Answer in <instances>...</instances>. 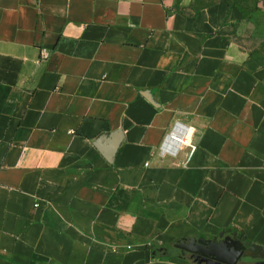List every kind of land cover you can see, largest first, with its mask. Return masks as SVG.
<instances>
[{
    "label": "crops",
    "instance_id": "obj_1",
    "mask_svg": "<svg viewBox=\"0 0 264 264\" xmlns=\"http://www.w3.org/2000/svg\"><path fill=\"white\" fill-rule=\"evenodd\" d=\"M248 24L233 0H0V264H193L171 245L223 233L264 248ZM177 126L194 154L163 150Z\"/></svg>",
    "mask_w": 264,
    "mask_h": 264
},
{
    "label": "water",
    "instance_id": "obj_2",
    "mask_svg": "<svg viewBox=\"0 0 264 264\" xmlns=\"http://www.w3.org/2000/svg\"><path fill=\"white\" fill-rule=\"evenodd\" d=\"M171 246L186 253L183 257L193 264H264V248L227 233L211 240L185 238ZM160 251L166 254L167 249Z\"/></svg>",
    "mask_w": 264,
    "mask_h": 264
},
{
    "label": "rangeland",
    "instance_id": "obj_3",
    "mask_svg": "<svg viewBox=\"0 0 264 264\" xmlns=\"http://www.w3.org/2000/svg\"><path fill=\"white\" fill-rule=\"evenodd\" d=\"M212 1V0H210ZM248 12L249 28L242 34L239 42L249 51L264 52V11L256 0H234ZM206 3H202L204 6Z\"/></svg>",
    "mask_w": 264,
    "mask_h": 264
},
{
    "label": "built area",
    "instance_id": "obj_4",
    "mask_svg": "<svg viewBox=\"0 0 264 264\" xmlns=\"http://www.w3.org/2000/svg\"><path fill=\"white\" fill-rule=\"evenodd\" d=\"M180 133L179 127L177 126L175 128V130L173 131V133L168 136V138L166 139L164 145H163V150H167L169 147H172L171 145L177 144V143H184L186 144L190 149H191V154H194L197 150V147L192 145L191 143H189L188 141H184L183 139H178V135ZM176 140V142H175ZM179 141V142H177ZM36 207H39V203L36 204Z\"/></svg>",
    "mask_w": 264,
    "mask_h": 264
},
{
    "label": "trees",
    "instance_id": "obj_5",
    "mask_svg": "<svg viewBox=\"0 0 264 264\" xmlns=\"http://www.w3.org/2000/svg\"><path fill=\"white\" fill-rule=\"evenodd\" d=\"M234 1V0H233ZM257 1V4H259V0H256ZM238 6H240V4L237 3ZM241 9L243 10V12L245 13V15L247 16V20L249 21V18H248V12L245 8H243L242 6H240ZM260 52V51H259ZM264 54V52H261Z\"/></svg>",
    "mask_w": 264,
    "mask_h": 264
},
{
    "label": "bare ground",
    "instance_id": "obj_6",
    "mask_svg": "<svg viewBox=\"0 0 264 264\" xmlns=\"http://www.w3.org/2000/svg\"><path fill=\"white\" fill-rule=\"evenodd\" d=\"M179 130H180V133H179V135L177 136L178 137V139H183L182 138V136H183V131L179 128ZM175 142H176V140H175ZM177 142H179V141H177Z\"/></svg>",
    "mask_w": 264,
    "mask_h": 264
},
{
    "label": "flooded vegetation",
    "instance_id": "obj_7",
    "mask_svg": "<svg viewBox=\"0 0 264 264\" xmlns=\"http://www.w3.org/2000/svg\"><path fill=\"white\" fill-rule=\"evenodd\" d=\"M178 250V249H177ZM179 252H181V254L184 256L186 253H184L183 251L181 250H178ZM250 255V254H249ZM191 262V261H190ZM197 264H207V263H203V262H200L198 261Z\"/></svg>",
    "mask_w": 264,
    "mask_h": 264
}]
</instances>
